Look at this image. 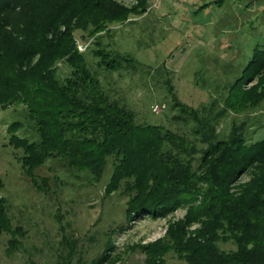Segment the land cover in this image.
<instances>
[{"label": "rangeland", "instance_id": "obj_1", "mask_svg": "<svg viewBox=\"0 0 264 264\" xmlns=\"http://www.w3.org/2000/svg\"><path fill=\"white\" fill-rule=\"evenodd\" d=\"M113 1L122 6V19L77 37L78 52L112 99L134 110L140 123L184 131L172 119L176 102L199 118L220 112L219 139L234 124L248 141L264 140V67L242 70L264 46V0ZM103 57L125 59L128 68L106 70ZM58 66L65 77L68 70ZM154 104L164 107L155 114ZM25 116V104L0 107V200L12 228L0 229V264H188L177 241L201 223H185L184 205L159 217L130 216L132 192L123 183L112 191L110 159L93 177L48 154L28 169L31 181L20 162L23 149L8 145L16 128V135L36 140ZM217 247L235 248L220 238Z\"/></svg>", "mask_w": 264, "mask_h": 264}, {"label": "trees", "instance_id": "obj_2", "mask_svg": "<svg viewBox=\"0 0 264 264\" xmlns=\"http://www.w3.org/2000/svg\"><path fill=\"white\" fill-rule=\"evenodd\" d=\"M122 14L113 0H0V60L8 58L0 62V107L25 104L36 135L28 140L10 130L8 145L23 149L30 180L28 169L48 154L93 177L110 159L112 191L123 183L132 192L130 216L159 217L186 206L185 223H201L177 241L188 264H264V140L248 141L234 124L219 139L220 112L199 118L176 102L172 119L184 131L140 123L134 110L112 99L78 52L77 37ZM123 63L128 68L125 59L103 57L100 66L112 71ZM263 63L264 46H257L243 73ZM58 64L68 70L65 77ZM9 225L0 200V229L11 231ZM219 238L235 248L219 250Z\"/></svg>", "mask_w": 264, "mask_h": 264}, {"label": "built area", "instance_id": "obj_3", "mask_svg": "<svg viewBox=\"0 0 264 264\" xmlns=\"http://www.w3.org/2000/svg\"><path fill=\"white\" fill-rule=\"evenodd\" d=\"M163 107H164V104L162 105L154 104L151 106V111L156 114V113H159L163 109Z\"/></svg>", "mask_w": 264, "mask_h": 264}]
</instances>
